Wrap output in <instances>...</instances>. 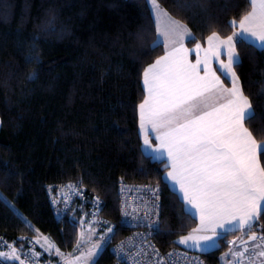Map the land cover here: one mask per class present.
<instances>
[{"label":"trees","instance_id":"16d2710c","mask_svg":"<svg viewBox=\"0 0 264 264\" xmlns=\"http://www.w3.org/2000/svg\"><path fill=\"white\" fill-rule=\"evenodd\" d=\"M157 2L202 44L212 31L231 35V20L250 10V0ZM156 28L150 0H0V236L6 242L27 251L38 229L62 253L76 250L88 206L60 222L48 194L51 185L67 183L83 185L82 204L100 196L105 218L116 223L119 183L156 185L162 223L153 238L163 252L198 226L165 181V164L142 152V72L164 54ZM237 51L235 70L255 113L246 126L264 144V49L244 42ZM129 232L118 227L115 240ZM239 235L221 237L202 254L207 263L229 261V241ZM114 262L104 247L95 264Z\"/></svg>","mask_w":264,"mask_h":264},{"label":"snow or ice","instance_id":"6c2138e0","mask_svg":"<svg viewBox=\"0 0 264 264\" xmlns=\"http://www.w3.org/2000/svg\"><path fill=\"white\" fill-rule=\"evenodd\" d=\"M152 6L157 40H162L164 54L142 72L139 134L143 154L165 161L166 178L179 187L184 202L198 215V226L181 235L177 243L207 251L218 247L224 234L235 236L239 232L241 237L229 241L226 256L237 264H264V225L259 223L264 213V144L246 126L255 113L235 71L240 63L238 43L264 48V0H250V10L231 20V35L212 31L206 37V47L195 41L187 25L162 10L157 0H152ZM189 38L194 49L186 46ZM193 51L195 62L190 59ZM63 187L82 195V184ZM150 191L154 195L158 189ZM63 202L71 203L67 195ZM94 203L99 204L98 196ZM127 208L122 205L124 216L130 215ZM131 211L136 213L138 209L133 206ZM153 212L154 208L145 204L144 226L150 229L154 227ZM94 224L95 220L87 226L80 221L76 242L79 254L66 257L64 264H89L101 250L100 242L113 227L109 225L105 234L94 240ZM155 230L159 231L158 224ZM34 231L35 244L50 255L64 256L48 236ZM24 239L21 237V242ZM0 245L7 249L0 250V261L5 264H33V258L40 255L34 248L23 252L3 238ZM124 249L122 242L118 251ZM153 251L158 254V249ZM158 264H163V259Z\"/></svg>","mask_w":264,"mask_h":264},{"label":"built area","instance_id":"2783aa9c","mask_svg":"<svg viewBox=\"0 0 264 264\" xmlns=\"http://www.w3.org/2000/svg\"><path fill=\"white\" fill-rule=\"evenodd\" d=\"M67 184L51 185L48 189L49 200L54 216L60 222L66 219L74 220L82 206L87 204V214L90 223L95 220L94 227L99 236L105 234V229L109 225L113 227V232L108 233L102 243L105 248H108L113 254L115 259L114 264H158L160 259H163V264H208L205 257L200 253L179 246L172 247L168 251L163 252L156 244L153 238L158 232L155 230V225L158 224L160 230L162 223L161 192L156 185L152 183H119V222L116 223L105 218L103 214L105 204L100 196H98V205L94 203V198L91 201L82 204V202L87 201L85 190L82 189V195H77L76 192L63 187ZM150 189H158V191L153 195ZM65 195H67L71 201L69 205H65L63 202V196ZM156 197H158V199H156ZM54 200L60 202L54 203ZM125 204L128 205L127 211L130 213L129 216H124L123 214L122 205ZM145 204H147L149 208H154V212L150 213V215L153 216L154 223V227L151 229L144 226L146 224L144 219ZM133 206L138 209L136 213H132L131 211ZM133 216H136L137 218L133 219ZM118 227L130 230V232L125 237L115 240L118 234ZM241 235L242 234H240V237ZM0 238L2 237L0 236ZM3 241L5 240L3 239ZM122 242L125 244V249L124 252H119L118 249ZM30 248H34V246ZM29 249H27V251ZM153 249H158V254L153 251ZM0 250L7 249L0 245ZM169 253H172V255L169 256ZM44 255L45 253L41 252L39 257H34L33 264H63V261L56 263L47 261L44 259ZM224 264H237V261L232 258ZM240 264H242V262H240Z\"/></svg>","mask_w":264,"mask_h":264},{"label":"rangeland","instance_id":"374dc122","mask_svg":"<svg viewBox=\"0 0 264 264\" xmlns=\"http://www.w3.org/2000/svg\"><path fill=\"white\" fill-rule=\"evenodd\" d=\"M150 2H151V6H152V0H150ZM152 10H153V12H154V9H153V6H152ZM154 14H155V12H154ZM0 126H1V122H0ZM81 221V220H80ZM80 221H79V223H80ZM84 224H85V226H87L89 223H90V219H89V217H86V218H84ZM225 236V235H224ZM97 237H99L98 235H94L93 236V239L94 240H96V239H98ZM238 237H240V235L238 236ZM238 243H239V241H238ZM100 244H101V250L97 253V255L95 256V257H93L92 258V261H90L89 262V264H95V262H96V260L98 259V257L100 256V254H101V252H102V250L104 249V244L102 243V242H100ZM34 245V248L36 249L37 248V251H38V253H40L41 254V252H45L39 245H37V244H33ZM180 245V244H179ZM180 246H182V247H184V248H186V249H189V248H187L186 246H184V245H180ZM218 246H219V242H218ZM81 248H85V245H81ZM217 247H215V248H211V249H209V250H207V251H200L199 249H190V250H196L198 253H201V254H205V253H208V252H210V251H212V250H214V249H216ZM46 253H48V252H46ZM64 254V256H57L54 252L52 253V256H55V257H57L58 258V261L57 262H61V261H63V264H64V260H65V258L66 257H69V256H71V257H75L76 255H78L79 254V252H78V250L76 249V250H74L72 253H68V254H65V253H63ZM50 255V254H49ZM231 259H232V257H231ZM230 259V260H231ZM227 262V261H226Z\"/></svg>","mask_w":264,"mask_h":264},{"label":"crops","instance_id":"0c3cea01","mask_svg":"<svg viewBox=\"0 0 264 264\" xmlns=\"http://www.w3.org/2000/svg\"><path fill=\"white\" fill-rule=\"evenodd\" d=\"M151 9H152V6H151ZM163 10V9H162ZM165 11V10H164ZM152 13H153V16H154V19H155V22H156V26H157V21H156V18H155V14H154V12H153V10H152ZM192 33V32H191ZM192 36H193V34H192ZM189 40H191V38H189L188 40H186L185 41V43H186V46H187V42L189 41ZM160 43H162V40L161 41H159ZM163 44V43H162ZM202 44V43H201ZM253 45V44H252ZM202 46L203 47H206L207 46V44H206V42L204 43V44H202ZM253 46H255V47H257L258 49H261V50H263L264 48H261L260 46H258V44L257 45H253ZM188 47V46H187ZM194 47L195 46H193V47H189V48H192V49H194ZM239 57H240V55H239ZM190 59L193 61V62H195V52L193 51L192 52V54H191V56H190ZM240 62H241V58H240ZM236 67V66H235ZM236 71V70H235ZM222 79H224V77L222 76ZM241 82V81H240ZM225 83L226 84H228L229 86H230V82L227 80V79H225ZM254 112V111H253ZM141 140H142V137H141ZM153 143L155 144V141H153ZM154 161H157V162H162V163H164L165 164V161H163V160H156V159H153ZM164 179H165V181L168 183V185L179 195V197L183 200V196H182V193L179 191V187L177 186V185H175L171 180H169V179H167L166 178V172H165V175H164ZM183 202H184V200H183ZM184 206H185V209L190 213V214H192L194 217H196L197 218V220H198V224H199V218H198V215L195 213V210L194 209H190V207L184 202ZM95 234L96 235H98L99 236V234L97 233V232H95ZM224 235H227V234H224ZM223 235V236H224ZM222 236V237H223ZM98 238V237H97ZM179 240V239H178ZM220 240V239H219ZM180 246V245H179ZM182 247V246H181ZM188 250H190V249H188ZM191 251H193V252H197L196 250H191ZM198 253V252H197Z\"/></svg>","mask_w":264,"mask_h":264}]
</instances>
